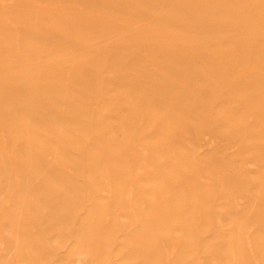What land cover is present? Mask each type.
<instances>
[{"label": "rangeland", "instance_id": "obj_1", "mask_svg": "<svg viewBox=\"0 0 264 264\" xmlns=\"http://www.w3.org/2000/svg\"><path fill=\"white\" fill-rule=\"evenodd\" d=\"M0 264H264V0H0Z\"/></svg>", "mask_w": 264, "mask_h": 264}, {"label": "bare ground", "instance_id": "obj_2", "mask_svg": "<svg viewBox=\"0 0 264 264\" xmlns=\"http://www.w3.org/2000/svg\"><path fill=\"white\" fill-rule=\"evenodd\" d=\"M261 15V14H260ZM8 16V15H7ZM232 145V144H231ZM139 174V173H138ZM134 180H136V179H134ZM9 188V187H8ZM7 190V189H6ZM135 191V188L133 189V186L131 185V187L129 188V190H128V194L130 195V194H132L133 192ZM144 192V191H143ZM134 193H136V192H134ZM133 193V194H134ZM143 194V193H142ZM128 195V196H129ZM128 201H131V200H128ZM144 201H145V199H144ZM145 204H146V202H145Z\"/></svg>", "mask_w": 264, "mask_h": 264}]
</instances>
